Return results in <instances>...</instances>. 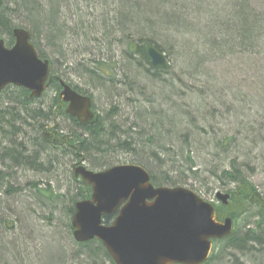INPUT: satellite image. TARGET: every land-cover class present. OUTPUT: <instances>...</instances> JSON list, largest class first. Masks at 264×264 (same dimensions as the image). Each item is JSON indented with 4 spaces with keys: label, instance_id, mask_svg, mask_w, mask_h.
<instances>
[{
    "label": "trees",
    "instance_id": "16d2710c",
    "mask_svg": "<svg viewBox=\"0 0 264 264\" xmlns=\"http://www.w3.org/2000/svg\"><path fill=\"white\" fill-rule=\"evenodd\" d=\"M79 1L85 0H10L8 2L3 0L0 6V36L7 35L5 43L11 46L14 41L13 28L24 27L30 31L31 40L39 56L42 59L49 58V55L42 51L39 39L43 37L50 46L58 49V43L70 30L69 23L75 20L76 15L71 8L77 9ZM94 2L105 10H102L99 17H95L94 20L98 24L82 27L83 9L79 11L80 15L76 11L80 19L81 32L74 34H78L89 43L90 32H100L102 38L114 39L124 48L123 53L127 61L125 67L132 78L129 83L133 85L128 89L135 94H141L145 97V102L151 105L148 108L144 101H133L136 110L132 114L141 125L135 121L129 122V118L119 120L114 112H109L105 116L96 114L90 123L81 125L65 111V104H62L59 95L52 100L48 109L44 110L41 107H32L37 99H31L29 92L23 88L20 91L24 95V100L17 102V106H5L1 99L9 90V86L0 93V147L4 156L1 157L10 161L14 168L39 172L43 168L49 170L54 160L56 161L53 160V156L56 157L57 154L72 156L79 160L84 158V155L92 157L93 153L100 152L101 149L122 150L131 154L134 164L143 166L150 173L151 182L155 186L167 187L188 184V180L182 176L183 171L196 176L199 174L198 165V167L202 165L210 167L209 158L217 157L218 164L210 167L211 176L214 174L222 181L227 180L235 184L233 189L228 190L230 206L215 205L218 219L223 220L225 215L236 219L238 209L249 206V210L253 204L258 206L259 219L254 228L242 234L238 231L232 232L230 236L216 240L214 243L230 244L236 251L251 253L254 246H249L250 242L259 247L254 252L260 253L264 261V198L241 171L243 162L238 163L236 156L240 152L237 151L233 157L229 156L233 144L236 150L247 148L248 146L245 147L247 139L237 142L235 137L228 141L225 136L218 141L215 138L203 137L202 132H205L209 119L206 114L200 115L201 104L173 103L170 100L172 92L177 94L173 82L163 79L164 73L170 68H175L182 77H208L206 65L215 58L236 53H263L264 11L254 8L251 0H95ZM64 9L73 15L66 16ZM82 22L84 23L83 20ZM148 44L166 53L169 60H172L173 66L168 65L162 69L151 67L145 51ZM50 63L52 67L53 61ZM100 68H88L89 72H87L104 79L103 77L108 74L104 71V67ZM51 75L54 76L53 70ZM150 85L157 90L160 99L168 103V107L164 109L159 105L154 107L155 100L151 98L153 96H148L146 93ZM71 86L81 94H88L77 86ZM49 88L57 94L60 92L61 87L55 76ZM190 95L191 98L194 97V94L187 96ZM194 107L196 110H192ZM59 115L72 122L75 128L62 140L54 138L51 142L47 134H43V121L54 122ZM193 115L200 118H194ZM198 123L201 124L200 127ZM250 132L252 131L248 134ZM55 133L56 130L53 134ZM209 145H215L216 149L220 148L223 152L214 155L208 150V153H204L209 149ZM104 163L93 162V167L102 166ZM79 183L80 188L71 198L75 203L89 199L92 193L89 185L82 180ZM29 185L36 190L34 194L39 197L38 192L42 190L38 188V184L29 183ZM21 190L22 188L9 187L6 191L9 196H13L18 195L17 192ZM73 205L70 206L71 214L75 212ZM232 205H236L237 208ZM112 219L113 215L104 216L103 223L110 224ZM0 227L7 228L3 218H0ZM93 242H97L100 249L90 247ZM78 244L87 250L86 255L91 261L93 258V263L101 253L108 256L103 245L97 240ZM210 260L211 257L204 264H208Z\"/></svg>",
    "mask_w": 264,
    "mask_h": 264
},
{
    "label": "rangeland",
    "instance_id": "374dc122",
    "mask_svg": "<svg viewBox=\"0 0 264 264\" xmlns=\"http://www.w3.org/2000/svg\"><path fill=\"white\" fill-rule=\"evenodd\" d=\"M94 1H79L77 9L71 8L76 15L75 20L69 23L70 30L58 43V49L50 46L43 37L38 42L42 51L49 55L46 59L53 61L51 70L54 75L91 96L95 114L105 116L109 112H114L119 120L129 118V122L135 121L140 124L132 114L136 110L133 101L145 102V97L128 89L133 85L129 83L132 78L125 67L127 61L123 53L124 48L114 39L102 38L100 32H90L89 43L83 37L74 34L81 32L78 14L82 9L81 19L84 21L83 23L81 20L82 27L98 24L94 19L96 16L99 17L104 9ZM251 4L254 8L264 11V0H251ZM64 11L66 16L73 15H70V11L66 9ZM1 38L6 40L8 36L2 34ZM169 64L173 66L172 60H169ZM100 67H104V71L108 74L103 77L104 79L88 73V68ZM206 68L208 77L196 78L182 77L175 68L168 69L163 79L172 81L177 92V94L172 92L170 100L177 104H201L200 115L206 114L209 119L205 132H202L203 137L215 138L217 141L224 136L227 137V141L235 137L237 142L247 139L245 147H248L244 150H236L232 143L229 156L233 157L237 151L240 152L236 156L238 163L243 162L241 171L264 198V52L228 54L223 58L211 60ZM20 89L16 86L9 87L1 99L5 106H17V102L24 100ZM49 89L32 104V107L48 109L52 100L59 95V92L57 94ZM146 93L148 96H153L151 98L155 100L154 107L157 105L162 109L168 107V103L160 99L154 86L150 85ZM188 94H194V97L191 98L192 95L187 96ZM145 103L148 108L151 107L149 103ZM194 108L192 110H196ZM43 124V134H47L51 142L54 138L62 140L75 128L72 122L60 115L54 122L44 120ZM54 124L56 129L53 130ZM198 126L200 127L201 124L198 123ZM55 130L57 133L53 134ZM249 131L252 132L248 134ZM217 149L215 145H209V149L204 153H208L209 150L211 154H220L222 150ZM2 154L0 147V218L4 219L7 226V228L0 227V264H114L109 255L102 253L93 263V258L91 261L86 255L87 250L73 238L71 226L73 214L70 213V206L75 202L73 203L71 198L80 188L79 181H81L74 176V168L80 164V161L89 170L95 172L116 165L134 164L130 153L101 149L100 152L93 153L92 157L84 155V158L79 160L72 156L57 154L56 157L53 156V160L56 161L54 160L49 170L43 168L39 172L14 168L10 161L3 160ZM217 159V157L209 158L212 167L218 164ZM97 161L105 163L93 167V162ZM198 166L199 174L196 176L183 171L182 176L188 180V184L181 186L220 206L216 193H228L235 184L227 180L222 181L217 175L211 176V166ZM217 174L219 175V172ZM29 183L38 184V188L42 190L38 192L39 197L34 194L36 190ZM9 187L22 188V190L17 192L18 195L9 196L6 191ZM47 195L49 196L46 197ZM227 206L229 207L230 203ZM232 207L237 208L236 205ZM248 207L237 210L236 219H232L233 232L238 231L242 234L257 225L258 206L253 204L249 210ZM249 246H254L252 252L242 253L234 250L230 244L215 242L208 264H264L263 256L254 252L259 247L250 242ZM90 247L100 249L97 242H93Z\"/></svg>",
    "mask_w": 264,
    "mask_h": 264
},
{
    "label": "water",
    "instance_id": "95a60500",
    "mask_svg": "<svg viewBox=\"0 0 264 264\" xmlns=\"http://www.w3.org/2000/svg\"><path fill=\"white\" fill-rule=\"evenodd\" d=\"M12 34L15 42L10 48L0 39V93L14 85L39 98L49 82L50 62L39 57L27 29L16 27ZM145 50L154 67H167L164 52L152 45ZM60 84L59 98L67 103L66 112L81 125L90 123L95 117L90 96L63 80ZM74 176L91 186L92 194L74 204L73 238L78 243L100 241L114 264H204L213 240L233 232V220L219 221L210 201L186 187L154 186L140 165L95 172L79 164ZM229 198L228 193H216L223 205L229 204ZM115 213L110 224L103 223L104 216Z\"/></svg>",
    "mask_w": 264,
    "mask_h": 264
},
{
    "label": "bare ground",
    "instance_id": "6f19581e",
    "mask_svg": "<svg viewBox=\"0 0 264 264\" xmlns=\"http://www.w3.org/2000/svg\"><path fill=\"white\" fill-rule=\"evenodd\" d=\"M34 45V44H33ZM149 45H151V44H148V45H146V47L147 46H149ZM153 46V45H152ZM155 47V46H154ZM156 48V47H155ZM146 51V50H145ZM146 55H147V53H146ZM147 57H148V59H149V61H150V65H151V67H153V68H155V69H162V68H157V67H154L153 65H152V63H151V59L149 58V56L147 55ZM166 58H167V62H168V65H170L169 64V58H168V56L166 55ZM167 65V66H168ZM25 90H27V89H25ZM28 92H29V97H30V91L29 90H27ZM31 98V97H30ZM34 98V97H33ZM90 98H91V96H90ZM32 99V98H31ZM92 99V98H91ZM92 110H93V101H92ZM65 111H66V104H65ZM94 111V110H93ZM70 115V114H69ZM71 116V115H70ZM73 117V116H72ZM75 118V117H74ZM76 119V118H75ZM80 163V165L83 163L82 161H80L79 162ZM83 165V164H82ZM143 167V166H142ZM150 174V173H149ZM151 177V176H150ZM226 217H229V218H231L230 216H228V215H225L224 216V218H226ZM224 218H223V220H224ZM232 219V218H231Z\"/></svg>",
    "mask_w": 264,
    "mask_h": 264
},
{
    "label": "flooded vegetation",
    "instance_id": "af4514ba",
    "mask_svg": "<svg viewBox=\"0 0 264 264\" xmlns=\"http://www.w3.org/2000/svg\"><path fill=\"white\" fill-rule=\"evenodd\" d=\"M54 76H55V75H54ZM54 76H52V75L49 76V82H48V85H47L46 90L49 89V84L51 83V80H52V78H53ZM55 78L57 79V81H58V83H59V85H60V87H61L60 81H61L62 79H61L60 77H58V76H55ZM46 90H45V91H46ZM45 91H44V93H45ZM44 93H43V94H44ZM35 99H38V98H35ZM62 104H63V103H62Z\"/></svg>",
    "mask_w": 264,
    "mask_h": 264
}]
</instances>
